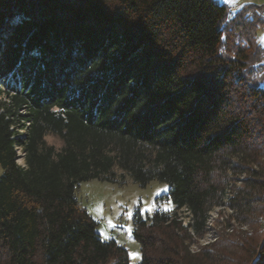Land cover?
<instances>
[{"label":"trees","instance_id":"obj_1","mask_svg":"<svg viewBox=\"0 0 264 264\" xmlns=\"http://www.w3.org/2000/svg\"><path fill=\"white\" fill-rule=\"evenodd\" d=\"M263 28L255 4L0 0V264H130L77 197L128 179L173 206L136 211L137 264H264ZM217 208L250 230L197 248Z\"/></svg>","mask_w":264,"mask_h":264},{"label":"rangeland","instance_id":"obj_2","mask_svg":"<svg viewBox=\"0 0 264 264\" xmlns=\"http://www.w3.org/2000/svg\"><path fill=\"white\" fill-rule=\"evenodd\" d=\"M215 1L227 6L232 16L247 4L264 6V0ZM257 41L264 46V28L259 31ZM262 87L264 88V84ZM46 140L57 148L63 146L61 139L56 136L50 135ZM19 163H23V161L20 160ZM2 173L3 169L0 165V177ZM168 191V184L158 181H152L147 187L142 188L130 179L125 185L92 180L80 184L77 197L80 205L98 222L97 230L102 239L115 240L128 250L130 264H137L141 261L142 255L139 244L133 238L135 213L139 210L142 217L146 218L158 210H172L173 206L170 201L161 200ZM231 214V210L227 208L215 209L210 215L208 233L198 240L196 247L201 248L212 244L216 240L218 232L231 233L235 228H241L244 231L250 230V227H240ZM257 228L264 229V221Z\"/></svg>","mask_w":264,"mask_h":264}]
</instances>
